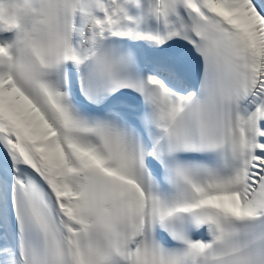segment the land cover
Listing matches in <instances>:
<instances>
[{
	"label": "snow or ice",
	"instance_id": "1",
	"mask_svg": "<svg viewBox=\"0 0 264 264\" xmlns=\"http://www.w3.org/2000/svg\"><path fill=\"white\" fill-rule=\"evenodd\" d=\"M0 264H264V0H0Z\"/></svg>",
	"mask_w": 264,
	"mask_h": 264
}]
</instances>
